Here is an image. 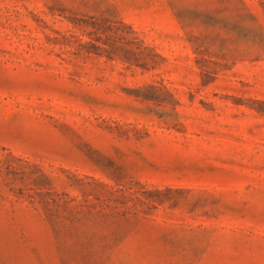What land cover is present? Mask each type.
<instances>
[{
    "label": "rangeland",
    "instance_id": "rangeland-1",
    "mask_svg": "<svg viewBox=\"0 0 264 264\" xmlns=\"http://www.w3.org/2000/svg\"><path fill=\"white\" fill-rule=\"evenodd\" d=\"M0 264H264V0H0Z\"/></svg>",
    "mask_w": 264,
    "mask_h": 264
}]
</instances>
